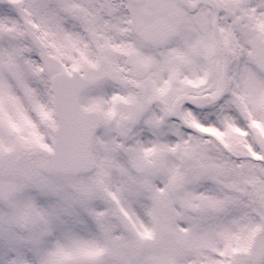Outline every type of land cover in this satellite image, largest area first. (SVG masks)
<instances>
[{"label": "snow or ice", "instance_id": "1", "mask_svg": "<svg viewBox=\"0 0 264 264\" xmlns=\"http://www.w3.org/2000/svg\"><path fill=\"white\" fill-rule=\"evenodd\" d=\"M0 264H264V0H0Z\"/></svg>", "mask_w": 264, "mask_h": 264}]
</instances>
